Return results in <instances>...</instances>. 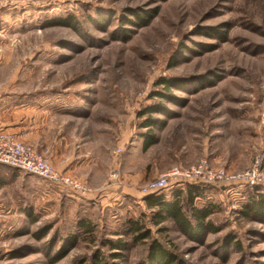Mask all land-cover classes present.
<instances>
[{"label":"rangeland","instance_id":"1","mask_svg":"<svg viewBox=\"0 0 264 264\" xmlns=\"http://www.w3.org/2000/svg\"><path fill=\"white\" fill-rule=\"evenodd\" d=\"M0 102L1 130L91 188L1 167L0 264H144L152 239L178 264H264V214L244 213L264 191V0H0ZM145 117L165 125L143 150ZM201 159L228 179L161 189L200 185L215 230L191 238L144 197Z\"/></svg>","mask_w":264,"mask_h":264},{"label":"trees","instance_id":"2","mask_svg":"<svg viewBox=\"0 0 264 264\" xmlns=\"http://www.w3.org/2000/svg\"><path fill=\"white\" fill-rule=\"evenodd\" d=\"M151 15L145 12V16L137 15L140 26L147 25L149 21V17ZM129 21V20H127ZM168 83V82H166ZM168 87V86H167ZM154 112L156 109L147 108L145 112ZM165 125L162 120H154L151 117H145L140 123V127L145 128L144 132L141 133L143 137V150L148 149L151 145H153L157 141V137L150 132L152 127L156 129H161ZM1 167H7L9 169H15L8 165H4L0 163ZM199 187L198 184H187L183 189H173L169 191V194L161 192L162 190H154L150 191L144 197L146 203L150 205V207L155 208L154 220L156 223H160L161 221L170 219L172 220L178 228L187 236L193 238L198 235H201L205 231H214L215 228L209 220V214L211 209L209 206H196L194 205V198L199 196ZM247 210H244V213H253V214H264V191H257L249 201L244 205ZM79 225L83 229H88L89 224L81 219L79 221ZM131 230L137 232L134 235L133 239L135 241L145 239L150 236L149 230H144L143 232H138L139 226L136 222H133ZM77 241V238L72 235L69 237V241L64 246L70 247L73 246ZM112 249H125V244L118 240L114 244L111 243ZM114 257L121 256L119 251H116L112 254ZM155 262L163 263H173L178 264L180 261L176 260V255L163 246L156 239H152L149 243V248L147 252V258L144 264H154ZM95 264H107L106 262H95ZM116 264V263H113Z\"/></svg>","mask_w":264,"mask_h":264},{"label":"built area","instance_id":"3","mask_svg":"<svg viewBox=\"0 0 264 264\" xmlns=\"http://www.w3.org/2000/svg\"><path fill=\"white\" fill-rule=\"evenodd\" d=\"M0 163L17 170L35 174L57 185L60 188L74 192L89 193L91 188L86 184L59 172L54 165L41 153L32 150L12 132L0 129ZM257 169L247 170L242 175L235 176L243 179L247 184H254L257 179ZM179 178L181 181H197L206 178L208 181L228 179L223 168L213 170L205 159H201L196 165L186 170L173 168L161 174L155 180L147 184V190L154 191L165 188L171 178ZM234 176H232L233 178Z\"/></svg>","mask_w":264,"mask_h":264},{"label":"crops","instance_id":"4","mask_svg":"<svg viewBox=\"0 0 264 264\" xmlns=\"http://www.w3.org/2000/svg\"><path fill=\"white\" fill-rule=\"evenodd\" d=\"M8 110L4 105L0 102V128L3 126L4 122L1 120V116Z\"/></svg>","mask_w":264,"mask_h":264}]
</instances>
